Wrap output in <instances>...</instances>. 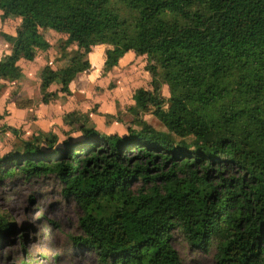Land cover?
<instances>
[{"label":"trees","instance_id":"obj_1","mask_svg":"<svg viewBox=\"0 0 264 264\" xmlns=\"http://www.w3.org/2000/svg\"><path fill=\"white\" fill-rule=\"evenodd\" d=\"M0 14L21 22L0 87L22 78V60L52 49L49 33L68 60L41 70L43 103L71 95L99 46L105 71L134 53L152 76L131 93L136 120L124 135L80 111L32 137L31 121L2 125L19 138L0 155V184L58 179L84 212L73 249L100 264H182L175 233L214 248L215 264H264V0H0ZM15 230L0 210V242Z\"/></svg>","mask_w":264,"mask_h":264},{"label":"rangeland","instance_id":"obj_2","mask_svg":"<svg viewBox=\"0 0 264 264\" xmlns=\"http://www.w3.org/2000/svg\"><path fill=\"white\" fill-rule=\"evenodd\" d=\"M9 21H13L12 24L15 25L17 19L9 18ZM0 35L3 42L13 49L14 36L5 33ZM98 65L103 66L102 63ZM147 66V62L142 63L139 68L137 66V73L140 75L134 76L133 80L131 78L132 82L137 83L140 80L144 84L151 83L152 76L146 71ZM114 68L122 73V69L126 72L128 67L118 65ZM113 83L116 85V78ZM104 90L103 95L94 93L96 98L104 97V102L84 98L80 108L84 110L80 112L89 118L92 124L97 123L98 126H102L101 123L116 122L127 128L132 127L136 117L128 110L131 105L117 103L116 107L108 106V101L112 102L114 96L107 94L110 91L108 87ZM87 108L89 112L86 111ZM144 118L155 128L163 130L162 123L151 114L145 115ZM0 210L14 222L16 229L14 235L0 242V264H100L95 252L73 249V239L82 235L79 220L84 212L75 200L64 196L63 186L58 179L49 177L0 184ZM173 247L178 252L182 264L216 262L214 248L204 251L192 247L180 233L174 234Z\"/></svg>","mask_w":264,"mask_h":264},{"label":"crops","instance_id":"obj_3","mask_svg":"<svg viewBox=\"0 0 264 264\" xmlns=\"http://www.w3.org/2000/svg\"><path fill=\"white\" fill-rule=\"evenodd\" d=\"M12 22H10L9 19L2 21L0 14V34L5 33L16 37L17 29L21 25V22L17 20L15 25L12 24ZM3 41L4 40L0 35V61L4 56L10 55L12 52V47L6 45ZM48 42L52 49L49 50L47 54H40L33 62L25 60L20 62L19 65L23 70L22 79L19 81L2 83L0 87V116H5V118L0 122V127L4 124H8L13 127L17 125L21 126L23 123L31 121L30 126L27 128L28 132L26 137H32L35 134L40 133L48 134L56 132L65 128V115L74 111L83 112L84 108H80L83 106L81 101H83L84 98L85 100L91 99L104 102V97L96 98L94 93L103 95L105 92L104 89L108 87L110 91H108L107 94L114 96V100L112 102L108 101V106L113 108V106H117V103L132 105V91L138 87L144 86L142 81L138 80L137 83H134L132 80L134 79V76L137 77V69L139 66L142 63L147 62L145 58H138L134 53H129L119 62V66L128 67L126 72L122 69L121 73L115 71L114 68L112 71L105 73L104 64L106 61V48L105 46H99L95 48L93 53L90 55L92 63L90 72L79 74L71 83V95L66 96L65 94L57 93L58 88L54 85L50 88L49 92L57 93V95L52 97L48 103H43L40 91L41 70L46 65L52 64L61 68L66 65L68 60V58L63 57V55L59 53L56 48L59 44V39L55 34L49 33ZM60 58L61 60H59ZM101 63L103 66L98 65ZM139 75L140 73L138 76ZM114 78H116L117 81L116 85L113 83ZM88 95H90L89 98ZM16 99L34 100L35 106L32 109H18L14 103ZM88 110L89 108L86 109L87 112H89ZM91 118H93V115ZM100 125L102 126H98L97 124L96 127L108 134L118 133L120 135H124L128 130V128L123 124L119 125L116 122L112 124L101 123ZM17 138L19 137L14 135L12 130L7 131L6 133L1 130L0 155L4 154L10 145H14L18 140Z\"/></svg>","mask_w":264,"mask_h":264}]
</instances>
